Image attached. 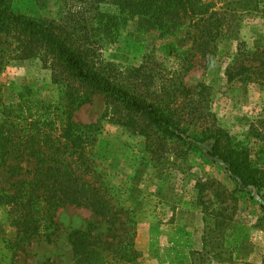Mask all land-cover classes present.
<instances>
[{"label": "rangeland", "instance_id": "374dc122", "mask_svg": "<svg viewBox=\"0 0 264 264\" xmlns=\"http://www.w3.org/2000/svg\"><path fill=\"white\" fill-rule=\"evenodd\" d=\"M9 5L90 47L88 61L127 91L164 100L175 95L170 104L181 138H163L156 154L145 148L137 128L117 122L126 121V110L113 112L114 101L103 94H91L89 102L72 112L74 121L99 122L100 159L116 192L133 210L137 257L116 264H226L193 253L201 251L205 223L224 257L262 260L264 233L256 226L259 199L251 188L236 189L222 163L207 154L211 141L199 140L203 124L198 122L207 114V122L245 144L250 158L264 165V84L225 74L237 44L249 49L264 46L263 13L242 14L238 27L217 42L213 56L196 54L182 74L178 54L189 46L187 29L158 36L150 20L137 16L119 22L116 39L109 42L100 14L117 13V3L110 0H9ZM61 78L58 68L52 70L37 58L10 60L0 73L1 99L5 104L28 98L57 104L63 96ZM65 81L82 88L76 79ZM136 120L142 123L141 117ZM19 166L22 171L25 162ZM14 177L8 168L0 170V186L7 187ZM14 216L0 201V264H72L68 233L98 220L89 208L65 204L53 212L52 223L37 212L35 228L17 233ZM97 230L103 232L105 225L98 223Z\"/></svg>", "mask_w": 264, "mask_h": 264}, {"label": "trees", "instance_id": "16d2710c", "mask_svg": "<svg viewBox=\"0 0 264 264\" xmlns=\"http://www.w3.org/2000/svg\"><path fill=\"white\" fill-rule=\"evenodd\" d=\"M110 1L117 3V13L100 14L105 18L101 26L109 42L115 41L119 22L125 24L137 16L150 20L158 36L189 30V46L178 54V72L182 74L196 54L210 59L217 42L238 27L242 14L264 16V0ZM77 42L50 25L14 12L9 0H0V73L10 60L37 58L52 70L58 68L63 84L62 101L57 104L29 98L5 104L0 95V170L8 168L15 176L7 187L0 186V201L4 200L15 213L11 222L17 233L35 228L37 212L52 223L53 212L65 204L89 208L98 220L68 233L72 264L130 262L137 257L136 221L100 159V124L74 121L72 112L89 102L91 94H103L115 102L113 112L126 110V121L117 122L137 128L144 136L145 148L156 154L163 138H181L179 120L170 104L175 95L164 100V96L127 91L101 66L90 63V47ZM225 74L230 79L237 75L241 80L264 84V46L249 49L237 44ZM68 77L76 79L82 88L64 82ZM178 86L179 82L176 90ZM137 117L142 118L140 125ZM206 117L198 122L203 124L199 140L211 141L207 154L222 163L236 189L254 191L261 211L256 226L264 233V165L250 158L245 144L207 122ZM21 162H25L22 171ZM98 223L105 225L103 232L97 230ZM211 237L212 230L205 223L201 251L193 253L226 264H264V256L258 263L224 257L222 247Z\"/></svg>", "mask_w": 264, "mask_h": 264}]
</instances>
